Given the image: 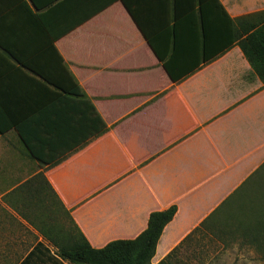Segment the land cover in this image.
Returning a JSON list of instances; mask_svg holds the SVG:
<instances>
[{"label":"crops","instance_id":"1","mask_svg":"<svg viewBox=\"0 0 264 264\" xmlns=\"http://www.w3.org/2000/svg\"><path fill=\"white\" fill-rule=\"evenodd\" d=\"M105 1L103 10L52 42L48 30L73 23L81 11L76 1L53 8L42 22L47 8L0 0V264H77L60 254L76 234L71 219L92 247L103 248L137 238L153 211L173 205L178 210L152 264L182 243L198 253L240 243L263 252V81L237 44L174 81L124 0L97 3ZM127 1L153 37L168 44L172 0ZM220 1L233 18L246 14L249 2L250 13L264 9V0ZM190 33L183 45L197 51ZM57 61L108 130L42 164L17 125H40L56 108L58 91L41 73L56 77Z\"/></svg>","mask_w":264,"mask_h":264},{"label":"trees","instance_id":"2","mask_svg":"<svg viewBox=\"0 0 264 264\" xmlns=\"http://www.w3.org/2000/svg\"><path fill=\"white\" fill-rule=\"evenodd\" d=\"M75 1L81 6V11L76 13L72 24L68 22L56 31L48 30L52 42L70 32L74 26L103 10L110 4V1L99 5L97 3L99 0H95L96 4L92 0H42V2L31 0L37 9L47 8L46 12L37 15L42 22L47 15L54 12L53 8H60L62 11ZM124 3L174 81L192 72L201 62H208L237 44L264 83V9L233 18L220 0H172L174 26L172 38L166 44L165 41L162 42L153 37V31L147 29L141 22L137 7L127 0H124ZM87 8L89 11L86 12ZM190 24L195 28H183V25ZM192 29L195 30L189 31ZM190 32L195 33L193 37L199 45L198 52L194 47L186 48L183 45L186 40L191 39ZM195 58L197 61L190 64L189 62ZM56 65V77L41 73L46 76L44 78L47 82L58 91L55 94L56 108L48 111L50 115L46 117V120L48 117L55 119L54 123H48L45 120L38 125L37 120H33L29 127L17 125L20 136L32 156L42 164L58 160L68 150L108 130L106 122L66 64L61 63V72L58 70V61ZM37 134H44L49 138L32 140L33 135ZM60 136H63V142L55 140ZM177 210V206L173 205L166 210L153 211L150 214L147 229L137 238L115 240L103 248L92 247L71 219L73 231L76 234H73L68 245L61 247L60 254L77 264H152L151 260L156 253V246L162 232L165 226L172 221ZM245 224L247 230H250V226L253 225L250 220ZM254 225L256 227V223ZM198 230L199 228L194 230L184 240V243L190 242L192 235ZM246 233L244 241L250 243V237H248L250 233ZM182 246L183 243L158 264H175L177 261L173 259L176 258Z\"/></svg>","mask_w":264,"mask_h":264},{"label":"rangeland","instance_id":"3","mask_svg":"<svg viewBox=\"0 0 264 264\" xmlns=\"http://www.w3.org/2000/svg\"><path fill=\"white\" fill-rule=\"evenodd\" d=\"M247 5L246 14L251 10L250 2ZM182 247L173 259L177 261L175 264H264V251L256 252L253 248L243 247L241 243L239 246L224 249L223 252L210 253H198L191 248L183 249Z\"/></svg>","mask_w":264,"mask_h":264}]
</instances>
